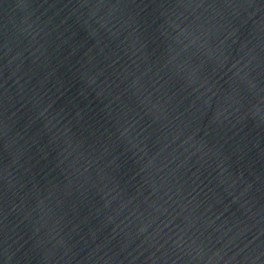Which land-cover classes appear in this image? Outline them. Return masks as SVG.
<instances>
[{"label":"water","instance_id":"95a60500","mask_svg":"<svg viewBox=\"0 0 264 264\" xmlns=\"http://www.w3.org/2000/svg\"><path fill=\"white\" fill-rule=\"evenodd\" d=\"M0 264H264V0H0Z\"/></svg>","mask_w":264,"mask_h":264}]
</instances>
